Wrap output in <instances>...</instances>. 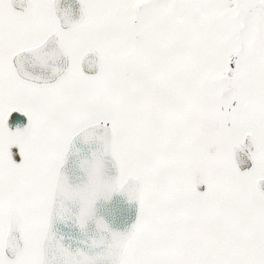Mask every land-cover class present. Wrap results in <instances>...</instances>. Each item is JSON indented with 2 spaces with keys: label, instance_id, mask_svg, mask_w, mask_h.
Segmentation results:
<instances>
[{
  "label": "snow or ice",
  "instance_id": "6c2138e0",
  "mask_svg": "<svg viewBox=\"0 0 264 264\" xmlns=\"http://www.w3.org/2000/svg\"><path fill=\"white\" fill-rule=\"evenodd\" d=\"M0 264H264V0H0Z\"/></svg>",
  "mask_w": 264,
  "mask_h": 264
}]
</instances>
